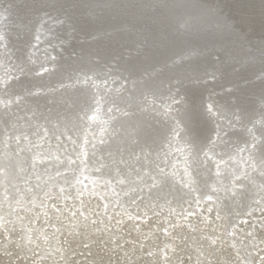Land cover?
<instances>
[{"label":"bare ground","instance_id":"bare-ground-1","mask_svg":"<svg viewBox=\"0 0 264 264\" xmlns=\"http://www.w3.org/2000/svg\"><path fill=\"white\" fill-rule=\"evenodd\" d=\"M4 1H0V5H5ZM52 1L38 0L44 9L32 11L31 16H25L26 21L20 23L13 19L14 15L4 19L7 14H14L13 11H0V106L3 107L0 111V154L9 157L7 161L0 160V164L10 168L0 185L13 191L8 192L11 197L5 201L6 205H1L9 210L10 217L8 231L6 229L4 235L12 236L16 231L15 223L21 230L26 223L30 224L31 213L26 212L31 206H28L41 196L34 193L37 192V183L56 178L58 169L55 164L61 172L67 171V166L69 169L70 165L75 167L77 164L79 171L82 170L79 172L81 177L77 181L72 180L71 175L69 180L66 178L67 191L69 187L80 193L85 190L88 196L97 194V201L87 202L81 198V205H87L82 208L75 204L67 216V223H58L53 236L50 239L45 237L47 244L54 249L57 236L65 235L64 225L71 230L68 236L65 235L68 246L60 255L62 261L53 260L55 264H63L66 259L71 262V254L78 248L86 252L85 255H76L78 259L83 258L81 264H255L259 258L254 252L264 255V250H258L259 242L264 238V83L256 93H246L241 87L245 79L231 82L219 69L217 59L212 64H218L215 71L220 70V74L209 70V75L199 77L194 69L183 63L179 67L172 65L176 73L170 79L164 76L166 64L188 59L190 54L193 55L189 53L192 48L188 49L189 52L183 49L187 51L185 54L172 53L170 57L175 58H168L166 64L159 61L149 68H129L127 60L119 56V46L125 43L127 34L137 36L135 45L139 46L152 31L140 20L141 27L131 29L137 18L131 16L136 9L131 4L123 9L113 7L106 14L115 17L113 12L116 13L120 24L114 29L93 30L87 39L80 37L71 46L74 52L81 50V53L91 56H72L74 52H67L60 43L71 45L69 40H74L71 34L73 27L71 22L66 23L67 29L62 32L64 38L60 37V30L52 29L57 26L53 24L59 23L60 27L62 22L69 21L50 9L47 4ZM166 1L148 0L144 3L145 9L139 10L142 13L151 10L153 16L159 13V20H165L171 13L166 15L157 9ZM253 1L248 0V6L256 4ZM259 2L264 3V0ZM51 7L57 8L58 5ZM84 12L86 18L94 12L96 19L99 13L105 15L106 11L88 4L82 7V14ZM9 19L12 24H9ZM168 20L172 21L171 18ZM102 22L97 20V23ZM195 23H186L184 27L197 28L199 25ZM171 24L159 30L161 41L173 40L170 33L179 32L175 27L168 30ZM223 27L218 28L221 32L224 30L222 36H226L229 32H225ZM187 29L186 36L193 37L195 33L189 34ZM162 31H168V38ZM6 32L11 37L24 34L32 39L25 50L14 48L6 44ZM165 47L175 49L170 45ZM108 49L110 53L106 51ZM215 49L220 51L221 47ZM227 49L233 51L230 46ZM227 49L223 47L224 51ZM213 55L218 57L215 53ZM246 64L244 60L243 65ZM238 69L236 65L233 67V70ZM71 71L73 78L63 81V76H55L52 82L56 86L63 85L65 91L76 76L77 80L85 81L93 89L102 88L97 89L100 94L104 90H117L120 96H115L118 98L128 96L122 90L132 93L137 88L135 94L143 109L146 108L144 113L149 110L148 113L154 117L145 119L144 113L138 111L136 118L130 109L128 114L120 111L124 117L118 118L121 113L115 115L114 110L109 109L110 104L102 103L98 92L91 95L87 89L82 90L86 96L83 101L80 90L72 93L75 94L73 96L66 95V91L68 99L62 97L63 93H40V88L54 91V86L50 88L51 82H46L53 72L66 75ZM260 72L264 73V70ZM59 78L63 82L57 81ZM225 79L230 83L220 86ZM192 82L204 86L202 99L185 98L181 85ZM139 83H142V88ZM11 85L22 86V89L14 92ZM27 91L36 92V97H29ZM109 91L106 95H111ZM26 100L31 103L26 109L11 108L16 102H23V107L26 106ZM249 102L255 106L249 108ZM127 104L125 102L124 105ZM9 105L10 110L5 109ZM162 119L165 122H160ZM141 125L146 127L147 134L140 129ZM33 142H39V146L33 148ZM33 168H36L35 172ZM92 174L96 179H92ZM88 175L92 176L90 180L84 178ZM25 181L33 192L25 187ZM51 184L45 185L50 187ZM18 195L25 208L22 206L16 211L13 199ZM58 210L61 212L62 208ZM77 214H80L79 219ZM87 216L91 220L83 221L82 218ZM94 240L95 243L92 242ZM9 242L1 241L0 250L3 246L9 247ZM41 243L38 242L44 250ZM15 245L18 251L23 252L32 243L15 242ZM13 250L11 247L9 251ZM7 258V255H0V264ZM29 260H32L31 264H39L34 258ZM17 262L23 264L20 260ZM258 263L264 264V256Z\"/></svg>","mask_w":264,"mask_h":264},{"label":"water","instance_id":"water-1","mask_svg":"<svg viewBox=\"0 0 264 264\" xmlns=\"http://www.w3.org/2000/svg\"><path fill=\"white\" fill-rule=\"evenodd\" d=\"M0 1L2 2V0ZM147 1L148 0H128L125 2H123V0H54L47 5H49L50 9H54L57 13H60V17L65 19L68 18L66 20H69L64 21V23L62 22L60 27L58 26L59 23L52 25H57L52 27V29L60 30L61 33L59 34L61 38H64L63 33L67 29L66 23L71 22V26L73 27V29H71V34L73 33L72 37L74 40H69L71 43L70 46L60 43L61 47L67 52H74V49H72L71 46L76 44V39L77 41L80 37L87 39L93 30L103 31L110 29L111 27L114 29L120 24L116 18V13L113 12L115 17H110L106 14L109 13L113 7H120V9H123L125 6L130 7L131 4V7H136V9L132 11L133 13L131 16L137 17L135 18V23L131 24V29L138 26L141 27L138 21L140 20V22L146 23L144 24L145 26L147 25L150 29L152 28V31L149 32L148 39L145 37L143 41H139L141 44L139 46L135 45V43H138V39H136L137 36L129 34L125 37V43L119 46V49L117 50L120 51L119 56H122L123 59L127 60L129 63L127 66H129V68H133L134 66L149 68L159 61H163V63L166 64L168 58H171L172 60L175 58L172 56L170 57L172 53L177 51L176 54H185L188 49L190 50V48H192V52H188L193 55L190 54L188 59H181V62L176 64L169 63L171 64L170 66H168L169 64L167 63V69H165L164 76L167 75L168 79H170L173 74L176 73V71L173 70L174 68H171L173 67L172 65L179 67V64L183 63L185 66L187 65V67L194 69V73L199 77L209 75L211 72L209 70H213V72H218L220 74V70L215 71L220 66L219 69H222L231 82L239 80L241 82L242 79H245V82L241 83V87H243L246 93L247 91H253L256 93L260 89L261 85L264 83V73L260 72L264 70V3L259 2L260 0H254L256 4L248 6V0H230L229 2L226 0H167L164 2L165 4L161 3L163 5L157 10L161 9V11H164L162 12L163 14L167 15V12H169L171 15L168 14L167 19L165 20H159V13L158 15L153 16V11L151 10L143 13L140 12L141 10L139 9L142 7L145 9L144 3H147ZM4 3L5 5H0V11L10 10L14 12V14H7L4 19L7 20L8 17L14 15L13 19H17L18 23L22 22V20L26 21L25 16H31L32 11V13H34L38 10L44 9L42 8V4L38 3V0H5ZM88 4L99 6L102 10L106 11L105 15L107 17L99 13L95 19L96 14L91 12L93 15H89V18H86L85 16L87 14L85 12L82 14V7H87ZM51 5H58V7L52 8ZM6 6L8 8L7 10ZM255 6L257 7L254 8ZM70 10H72L71 13H69ZM75 13L78 15H74ZM168 18H171L172 21H169ZM97 20H102L103 22L97 23ZM191 22H196L195 24L199 25L197 28L194 26L195 29L194 27L191 29L186 28L187 30H190L189 34L191 32L195 33L193 37H190V35L186 36L188 31H186L184 27V24ZM169 23L172 24L167 28L168 30L171 31V29L175 27L178 28L179 32H177V34L170 33L173 40L161 41L159 35H162V33L159 30H164L163 27ZM9 24H12V22L10 21ZM223 25L225 32H229L226 36H222L224 35V30L221 32V28H218ZM197 34L201 35L198 37ZM202 35L206 36V38H202ZM164 37L168 38V31H166V33L164 32ZM5 38L8 46H13L14 48L22 50L26 49L32 39L31 36L27 37L24 34L17 37H11L9 32L5 33ZM169 45L170 47H175V49L165 47ZM229 46L233 48V51L227 49ZM52 47H55V45H52ZM84 47L87 46L84 45ZM157 47L159 49H157ZM216 47H221V50L219 51V49H215ZM223 47L227 50L224 51ZM183 49H187V51H184ZM158 50L159 54L157 53ZM106 51L109 53L111 52L110 49ZM198 52L200 54H197ZM214 53L217 54L219 59L213 55ZM58 54L59 53H57V56ZM80 54L82 56L86 55V57L91 56L87 53H81V50H75L72 56ZM216 59L219 61L217 62L219 66L218 64H212ZM244 60H246V65H243ZM248 63L255 67H250ZM235 65L239 67L238 70H233ZM244 66H246L245 69L242 68ZM56 69L57 68L54 67V70ZM235 71L238 72L234 73ZM72 75L73 72L71 71L62 79L73 78ZM207 79L208 77L206 80ZM208 81H211V79ZM230 81H226L225 79V81L219 85L221 86L224 85V83H230ZM46 82H51L50 88L54 86L55 88H52L54 91L49 92L40 88V93L53 92L57 95H61L62 93L64 95L63 85L56 86V84L52 82V78ZM178 83L179 82H176L175 84ZM31 84L33 87L35 86L33 83H30L29 85ZM181 86L184 87L182 88L184 90V96L188 100L193 99L196 101L203 98L204 86L201 83H183ZM12 87L14 92L22 89V86L12 85ZM27 95L31 98H35L37 93L27 91ZM26 101L29 105L31 104L28 100ZM249 101H251L250 98ZM248 106L250 108V106L254 107L255 105L253 102H249Z\"/></svg>","mask_w":264,"mask_h":264},{"label":"rangeland","instance_id":"rangeland-1","mask_svg":"<svg viewBox=\"0 0 264 264\" xmlns=\"http://www.w3.org/2000/svg\"><path fill=\"white\" fill-rule=\"evenodd\" d=\"M96 73V72H95ZM98 73V72H97ZM66 75H68V73L66 74ZM66 75H62V74H60V73H56V72H53L52 73V75L50 76L52 79L55 77V76H63V77H65ZM66 80H67V78H66ZM57 81H60V82H63V81H65V80H63V81H61L60 80V78L57 80ZM83 80H77V77L75 76V81L74 82H72L68 87H67V90H65L64 91V95L62 96L63 98H65L66 97V99H68V97L66 96V95H71V96H73V95H75V94H73L72 95V93H77V92H80L81 93V97L80 98H82L81 100L83 101V99L86 97L85 95H84V93L82 92V90H86L87 89V91H91V95H95V94H98L100 91L99 90H101L102 88H96V89H93V86L91 87V85L89 86L87 83H85V81H83ZM75 83V85H73ZM77 83V84H76ZM11 84V83H10ZM73 85V86H72ZM141 88H142V83H139L138 84ZM10 87H12V85L10 86ZM71 87V88H70ZM13 88V87H12ZM92 89V90H91ZM97 89H99V90H97ZM78 90V91H77ZM80 90V91H79ZM94 90H97V91H95V92H93ZM103 90V89H102ZM136 90H138L137 88H135L134 89V91H132V93H129L128 91H126V90H122L124 93H126V95H128L127 97H125L124 96V93L122 94V96H124L125 98H123V97H121V98H118V96H120V95H118L119 93H118V91L117 90H111V92L109 91V90H104V92L103 91H101V94H102V92L104 93V95L102 94H98V96H99V98H101L102 99V103H103V101H104V104H105V102L106 103H108V104H113L112 106H114L115 105V107H112V106H110L109 105V109H110V111L112 110H114V114L115 115H119L121 112L120 111H122V112H124L125 111V113H127V112H130L131 110H133V111H135V112H133V111H131L132 113H134L135 115L137 114V112L139 111L141 114H143L145 111V107H144V109H143V105L138 101V96L135 94V92H137ZM66 91H68V92H66ZM72 91V92H71ZM108 91L110 92L109 94H111V95H106V93L108 94ZM115 92V94L113 93V92ZM67 94H66V93ZM98 92V93H97ZM131 92V91H130ZM129 93V94H128ZM66 94V95H65ZM114 94V95H113ZM131 94V95H130ZM84 97H83V96ZM115 95H118V96H115ZM129 95H130V97H129ZM136 95V96H135ZM107 97V98H106ZM104 98V99H103ZM106 98V99H105ZM117 98V99H116ZM125 100H123V99ZM62 99V98H61ZM62 100H64L65 101V99H62ZM80 100V101H81ZM86 100L88 101V98H86ZM131 100V101H130ZM81 101V102H82ZM111 101H113V102H111ZM89 102V101H88ZM125 102H128V106L127 105H124L125 104ZM87 103V102H86ZM115 103V104H114ZM123 103V104H122ZM23 104H25V103H23V102H19V103H14V106H11V108H16L17 107V109H18V107H22L23 109L25 108H27L28 106H29V104L28 103H26L27 105L26 106H24L23 107ZM88 104V103H87ZM104 104H103V106H104ZM116 104H117V106H116ZM22 105V106H21ZM120 107H119V106ZM137 105V106H136ZM142 105V106H141ZM123 106H126V107H123ZM1 108H0V111L2 110V106H0ZM71 107V106H70ZM69 107V108H70ZM111 107H112V109H111ZM116 107H118L119 108V110H116V109H118V108H116ZM141 107V108H140ZM10 108V105L8 106V108H5V109H9ZM73 107H71L70 109H72ZM133 108V109H132ZM4 109V110H5ZM131 109V110H130ZM136 109V110H135ZM138 109V110H137ZM139 109H141V110H139ZM10 110V109H9ZM116 110V111H115ZM130 110V111H129ZM118 111H119V113H118ZM143 111V112H142ZM148 111L149 110H147L146 111V113H144L143 115H145V119L146 118H149V117H151V116H153L154 117V115H151V113L149 114L148 113ZM11 112V111H10ZM154 113H155V111H153ZM128 114V113H127ZM156 114H158V112L156 113ZM117 115V116H118ZM148 115H150V116H148ZM0 116H1V113H0ZM124 117L123 115H122V113H121V115H119L118 116V118L119 117ZM158 116H159V114H158ZM138 117V115H136V118ZM123 119V118H122ZM151 120H152V117L150 118ZM160 120V119H159ZM119 120L118 119H116V122H118ZM160 122H165V119H162ZM140 124H143V122L142 123H140ZM140 127V129L142 130V131H144V133H146L147 134V130H145L146 129V127L145 126H139ZM142 127V128H141ZM162 127V126H161ZM162 129V128H161ZM87 130V129H86ZM89 132V131H88ZM37 143H39V142H33L32 143V147L33 148H36V147H38L39 145L37 144ZM1 151V150H0ZM0 160H5V161H7V159H9V157H7V155L4 157V155L1 153L0 154ZM7 157V158H6ZM75 165V167H73V166H71L70 165V167H69V169H68V166H67V171H66V169L63 171V172H65V173H63V172H61V171H59V168H57V166H56V164H55V168H56V170L58 169V173H57V176H55L56 178H51L50 180H48L50 183H52L51 185H50V187H49V185L47 186V185H45V184H49V182L47 183V182H41V183H37V188H36V190H37V192H34V193H36V194H41V196L39 197H36V199H34L33 201H32V203L33 204H31V205H29L28 207H30V209L29 210H27V214H30L31 213V217L29 218V222H30V224L28 223H26L25 225H26V227L23 229V230H21L20 228H17L16 227V223L13 225L14 226V228L16 229V231L15 232H13V234H12V236H6V235H4V233H6V229H7V231H8V225H9V222H10V217H9V210H6V209H4L2 206L3 205H6V202L5 201H8V199L11 197V196H8V195H10L9 193H13V191L11 190V189H9V188H4L2 185H0V188H1V186L3 187L2 189H0V243H1V241H5V242H9V240H11L10 242H9V247H7V246H3V248L0 250V255L1 256H4V255H7L9 258H7V259H4L3 261H1L2 263L1 264H19V262H17L18 260H20L23 264H31L32 263V260L30 261L29 259H31V258H34L35 260H36V262L38 261L39 262V264H55L54 262H52L53 260H55V261H62V259H61V257H60V255H62L64 252H63V250L65 249V251H66V249H67V246H68V242H67V237H65V235H67L68 236V233H69V231H71L70 229L68 230L67 228H65L67 225H64L65 227H63L62 229H63V231H65V232H63V233H65V235H58L57 236V238H56V240H54L55 241V245H56V248H54V249H51L50 248V246H49V244H47V242H46V239H45V237L47 238V239H50L52 236H53V234H54V232H53V230H55V229H57L58 227H59V225H61V223L63 222V223H67V220H68V218H67V216L68 215H70L71 214V210L74 208V205L75 204H77V205H81V203H83L82 202V200H81V198L82 199H84L85 198V200H87V202H90V201H97L96 199V195L97 194H93V193H91V194H89V195H91V196H88V194L86 193V191L84 190V192L83 193H80V192H78L79 190H77V189H72L71 190V188L69 187V190L67 191V189H68V186H67V188H66V184H64L65 182L64 181H66V178L68 179L69 177H70V175H71V177L70 178H72V180L74 179L75 181H77V178L79 179L80 177H81V173L79 174V172H81V171H79V167L77 168V164H74ZM4 166V165H3ZM1 164H0V168H2V169H0V182L1 181H3V179H2V177L3 178H5L6 177V175L9 173L8 171H6L7 169H10V168H8L7 166H4L3 167ZM71 168H75L74 170L73 169H71ZM35 169V170H34ZM78 169V170H77ZM34 170V171H33ZM33 172H35L36 171V168H33ZM49 170V169H48ZM75 171H77V172H75ZM6 172V173H5ZM4 174V175H2V174ZM59 173H61V174H59ZM71 173V174H70ZM73 173H77L78 174V176H77V174L76 175H74ZM56 175V174H55ZM59 176H60V179H59ZM67 176V177H66ZM74 176H77V177H74ZM92 176H93V174H92ZM92 176L91 175H88V176H86V177H84L85 179L87 178V180L89 179H91L92 178ZM61 177H62V179H61ZM58 178V179H57ZM63 178H64V180H63ZM56 179V180H55ZM92 179H96V177H95V175L93 176V178ZM69 180V179H68ZM54 181V182H53ZM63 181V182H62ZM28 182V181H27ZM57 183V185H56V183ZM30 183V182H29ZM44 183V184H43ZM3 184V183H2ZM26 184V185H25ZM31 184V183H30ZM60 184V185H59ZM24 185H25V187L27 186V187H29V190L30 191H32L33 192V190L31 189V187L28 185V183H26V181H25V183H24ZM32 185V184H31ZM36 185V184H35ZM53 185L55 186V187H53ZM62 186V187H61ZM24 187V188H25ZM33 187V186H32ZM17 188H19V187H17ZM41 188H42V190H41ZM56 189L57 191H60V192H58V193H55V192H57V191H53L54 189ZM62 188V189H61ZM64 188V189H63ZM66 188V189H65ZM87 188V187H86ZM60 189V190H59ZM2 190V191H1ZM26 190H27V188H26ZM41 190V191H40ZM47 191V192H46ZM66 191V192H65ZM75 191V192H74ZM77 191V192H76ZM6 192V193H5ZM9 192V193H8ZM18 192V191H17ZM71 192H73V194L71 193ZM5 193V194H4ZM42 193H44V194H42ZM33 194V193H32ZM59 194H61V195H59ZM76 194H81L80 196H77ZM73 195V196H72ZM4 196V197H3ZM30 196H33V195H30ZM71 197V198H70ZM18 199V200H17ZM38 199V200H37ZM4 200V201H3ZM13 200H15L16 202H15V204H13L14 205V207H16L15 208V210L16 211H18L17 209H21V208H23L24 206H23V204H22V200H21V198L19 197V195H18V197H16V199L14 198ZM75 200V201H74ZM76 200H77V202H80V203H77L76 202ZM40 202H41V204H40ZM3 203V204H2ZM22 204V205H20V204ZM34 203L36 204L35 206H34ZM40 204V205H39ZM85 204V203H84ZM83 204V205H84ZM116 204L118 205L119 203H118V201H116ZM116 204L114 205V208L116 207ZM2 205V206H1ZM83 205H81V207L82 208H84V206ZM85 205H87V204H85ZM23 206V207H22ZM25 208V207H24ZM58 208H62V210H61V212H60V210H58ZM85 208H86V206H85ZM87 208H89V206H87ZM86 208V209H87ZM27 209V208H26ZM56 210V211H55ZM70 210V211H69ZM82 211H83V209H82ZM51 212V213H50ZM59 212V213H58ZM7 213V214H6ZM61 213H62V215H61ZM50 214H52V215H50ZM85 214H86V212H85ZM185 214H187L188 215V213L186 212ZM53 215H55V216H53ZM61 215V216H60ZM87 215V214H86ZM169 214H167V216H168ZM64 218H63V217ZM77 217L76 218H78L79 219V216H80V214H77L76 215ZM3 217H5L6 219H4ZM46 217V218H45ZM88 217V216H87ZM87 217H85V218H82L83 219V221H84V219H85V222L86 221H88V220H91L89 217L87 218ZM61 218V219H60ZM72 218V217H71ZM40 219V220H39ZM54 219V220H53ZM88 219V220H87ZM17 220H19L20 221V219L19 218H17ZM71 220V219H70ZM76 220V219H75ZM21 222V221H20ZM58 223H60L59 225H58ZM19 224V223H18ZM74 229H75V227H73ZM67 229V230H66ZM21 230V231H20ZM9 233V232H8ZM23 233V234H22ZM102 237H103V235H102ZM3 239V240H2ZM42 242L41 244L43 245V248H45L44 250L41 248V245H39L38 244V242ZM15 242H18V243H26V244H28V243H32V246H28V248L25 250V251H23V252H20V251H18V249H17V247H16V245H15ZM92 242H94L95 243V240L94 241H92ZM103 242V241H102ZM91 243V242H90ZM260 244H259V246H260V248L258 249L259 250V252H261L262 250H264V238L263 239H261L260 240V242H259ZM70 244V243H69ZM92 244V243H91ZM86 244H83V246H85ZM58 246V247H57ZM11 247H14V250L13 251H9L10 250V248ZM60 247V248H59ZM103 249H105L103 246H101ZM81 248H78L77 250H76V252L74 253V254H71V262H67L68 261V259H66V261L63 263V264H81V261L83 260V258H79L78 259V257L77 256H79L81 253V255H85L86 254V252H84L83 251V249H81ZM52 250V251H51ZM85 250V249H84ZM46 252V253H43V252ZM79 251V252H78ZM77 253V254H76ZM254 254H255V257L256 258H259V259H257V261H256V258H255V264H259L258 262H259V260L260 259H262L263 258V256L264 255H262V254H258L256 251L254 252ZM77 255V256H76ZM76 256V257H75ZM114 256V255H113ZM25 259H24V258ZM64 257V256H63ZM113 258V257H112ZM60 259V260H59ZM77 260H79V261H77ZM26 261H28V262H26ZM43 262V263H42ZM80 262V263H79ZM36 264V263H35Z\"/></svg>","mask_w":264,"mask_h":264}]
</instances>
